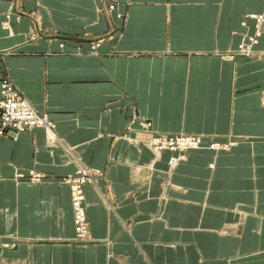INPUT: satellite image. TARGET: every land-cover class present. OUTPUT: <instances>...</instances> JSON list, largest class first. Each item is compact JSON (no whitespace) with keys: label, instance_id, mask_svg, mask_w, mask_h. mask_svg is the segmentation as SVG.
Instances as JSON below:
<instances>
[{"label":"crops","instance_id":"0c3cea01","mask_svg":"<svg viewBox=\"0 0 264 264\" xmlns=\"http://www.w3.org/2000/svg\"><path fill=\"white\" fill-rule=\"evenodd\" d=\"M120 1L0 0V73L53 132L0 136V264H264V0ZM177 133L202 143L173 169L140 141Z\"/></svg>","mask_w":264,"mask_h":264},{"label":"built area","instance_id":"2783aa9c","mask_svg":"<svg viewBox=\"0 0 264 264\" xmlns=\"http://www.w3.org/2000/svg\"><path fill=\"white\" fill-rule=\"evenodd\" d=\"M249 17L256 19L257 23L264 22V13L262 14H250ZM263 20V21H260ZM244 24V21L242 22ZM261 34L259 28H256L255 32L249 35L247 41H242L240 46L237 47V53L242 55H249L251 51V47L257 43V40ZM233 54V53H231ZM232 56V55H231ZM1 71V70H0ZM45 117H41V115L34 109L29 101L18 92L15 88L14 84L10 79L6 76L1 75L0 73V136L6 134V132L10 129L14 131L22 132L32 127H43V125L48 123V119ZM50 126V124L48 123ZM175 138L173 136L166 137L164 139L158 138L153 136L147 139L146 143L148 146L158 152V146L162 145V143H167L168 141H174ZM184 141V140H183ZM187 143L192 142L190 140H185ZM202 139L199 142L190 144L196 146L198 144L201 145ZM193 146V147H194ZM213 148L218 147V145H213ZM164 148H168V145H164ZM169 149V148H168ZM174 160L179 158H173ZM88 172H84L76 174L75 182H71L70 186L72 191L71 196V204L73 210V217L75 223V232L78 234L82 232L80 228H77L78 221H86L87 216L82 212V209L85 210L84 206V192H83V185L88 181L85 179V176ZM78 219V220H77Z\"/></svg>","mask_w":264,"mask_h":264},{"label":"rangeland","instance_id":"374dc122","mask_svg":"<svg viewBox=\"0 0 264 264\" xmlns=\"http://www.w3.org/2000/svg\"><path fill=\"white\" fill-rule=\"evenodd\" d=\"M121 4H122V2L120 0H101V7H99L98 10H101L105 15H110V13L111 14L114 13V16H116V18H118V19H120V20L123 21L124 20V17H125L124 16V12L123 11L121 12L119 10V7H120ZM3 26L4 27H8V21H4ZM84 35H86V33H84ZM99 39L100 38H98V39L96 38V39L91 40V42H92L91 45L94 46L99 41ZM247 40H248V38L247 37L246 38L244 37L243 40H241V42L242 41L244 42V41H247ZM240 45L241 44L239 43L238 46H240ZM254 45L251 47V51H253ZM233 54H237V52L234 51ZM233 54H231V55H233ZM18 92H20V91L18 90ZM20 94L22 95L21 92H20ZM263 101H264V91H263ZM37 112L41 115V117L47 118V116H46L45 113L39 112V111H37ZM48 123L50 124V127H51V122H49V120H48ZM150 126H151V123L149 121L143 120V118H142L141 115H134V116H132L129 119L128 124H127V129L128 130H131L132 127H136V128L141 129V130H148V128ZM46 130H47V133H48V130H49L50 134L53 135V132H52L51 129H46ZM153 136H156V137L161 138V139H164V138L170 137V136H173L175 138L174 141H168L167 143H162V145L158 146V152L164 151V150H168V151H171V152L175 153L171 157H169V159H168L169 169H173V167L180 162V161H178L177 164L170 166L171 162L174 160L173 158L176 159V157H177L179 159H184L185 158L186 151H188L189 149H196L195 146L193 148V146H190V144L191 143L192 144L197 143V142H199V140L202 139V135H200V134H183V133H177V134H171V135L152 134L147 139L150 140V138L153 137ZM147 139H142L140 141L143 142L145 145L148 146V144L146 143ZM187 139L190 140V141H192V142H188L187 143L185 141ZM164 145H168V148L169 149L168 148H164ZM213 145H218V143L210 142L208 146L211 149H215V148L212 147ZM222 146H224V147L227 146L228 147V144H222ZM153 152H155V150H153ZM155 153H157V152H155ZM78 169H79V171L82 169L83 173L85 171L88 172L87 175L85 176V179L88 180L86 183L90 182L91 181V169L87 165L86 166L85 165H80L78 167ZM76 174H77V171H76V173L73 176H71L68 179V182L69 183H70V180H71V182H75L74 180L76 179L75 178ZM35 178H38V176L36 175ZM84 198H85V195H84ZM85 214H86V212H85ZM72 215H73V210H72ZM78 223L79 224H78L77 228H80L81 230H82V228H84V229L82 230V232H80L78 234L75 232V238L77 240H85V239H87V233H88V222H87V219H86V221H83V222L78 221ZM73 224H74V230H75V227L76 226H75V223H74V217H73Z\"/></svg>","mask_w":264,"mask_h":264},{"label":"bare ground","instance_id":"6f19581e","mask_svg":"<svg viewBox=\"0 0 264 264\" xmlns=\"http://www.w3.org/2000/svg\"><path fill=\"white\" fill-rule=\"evenodd\" d=\"M260 21H263V20H260ZM257 27V26H256ZM258 28V27H257ZM237 52V51H236ZM47 119V118H46ZM45 119V120H46ZM47 121V120H46ZM43 128H45V129H51L50 128V126L48 125V123H46L45 122V124L43 125ZM47 131V130H46ZM191 146H194V145H191ZM199 145L198 144H196V148L198 147ZM194 148V147H193ZM177 158V157H176ZM182 159H176V160H173L172 162H171V164H170V166H172V165H175V164H177L178 163V161H181ZM78 169V168H77ZM78 172H79V174H81V173H83V171H82V169L79 171V169L77 170V174H78ZM84 204V203H83ZM82 212L84 213L85 212V210H83L82 209ZM85 214V213H84ZM86 215V214H85Z\"/></svg>","mask_w":264,"mask_h":264}]
</instances>
